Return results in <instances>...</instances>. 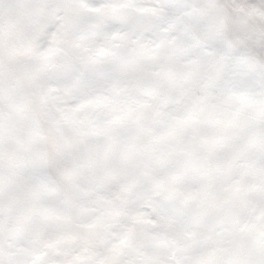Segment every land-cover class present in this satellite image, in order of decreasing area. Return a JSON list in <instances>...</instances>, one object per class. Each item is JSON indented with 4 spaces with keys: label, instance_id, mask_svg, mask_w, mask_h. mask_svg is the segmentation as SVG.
<instances>
[{
    "label": "snow or ice",
    "instance_id": "6c2138e0",
    "mask_svg": "<svg viewBox=\"0 0 264 264\" xmlns=\"http://www.w3.org/2000/svg\"><path fill=\"white\" fill-rule=\"evenodd\" d=\"M0 264H264V0H0Z\"/></svg>",
    "mask_w": 264,
    "mask_h": 264
}]
</instances>
